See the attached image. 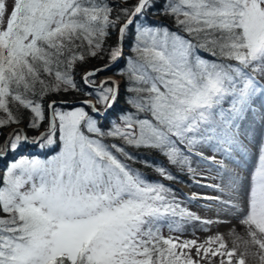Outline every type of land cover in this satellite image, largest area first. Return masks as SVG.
<instances>
[{"label": "snow or ice", "instance_id": "snow-or-ice-1", "mask_svg": "<svg viewBox=\"0 0 264 264\" xmlns=\"http://www.w3.org/2000/svg\"><path fill=\"white\" fill-rule=\"evenodd\" d=\"M0 2V264H233L213 229L264 233V0Z\"/></svg>", "mask_w": 264, "mask_h": 264}, {"label": "bare ground", "instance_id": "bare-ground-1", "mask_svg": "<svg viewBox=\"0 0 264 264\" xmlns=\"http://www.w3.org/2000/svg\"><path fill=\"white\" fill-rule=\"evenodd\" d=\"M193 210L196 208L193 207ZM217 230L224 234L223 239L227 242L228 250H235L233 264H236L238 259H242L243 264H264V236L262 237L258 230L249 228L246 231L235 220L231 225L221 226ZM230 230L234 233L232 236L228 234ZM249 233L254 234L250 235Z\"/></svg>", "mask_w": 264, "mask_h": 264}, {"label": "rangeland", "instance_id": "rangeland-1", "mask_svg": "<svg viewBox=\"0 0 264 264\" xmlns=\"http://www.w3.org/2000/svg\"><path fill=\"white\" fill-rule=\"evenodd\" d=\"M2 6H3L2 5V2H0V7H2ZM0 23H3V19L2 18H0ZM26 151H30V149H27ZM187 180H188V177L186 176L184 181H187ZM172 186L174 188L178 189L179 192H182V193H185V194H191L193 192L199 193V192L207 191V190L200 189V188H196V187H188L184 183H174ZM193 207L196 208L195 206H193ZM195 211H199L201 216H212V215H214V212L216 210L202 212L203 210L200 211V209L196 208ZM215 231H216V229L214 228L213 229V232H215ZM190 233H191V229H189V234H186L184 238H192L191 235H190ZM198 234L201 235V238H203V235L204 234H202V233H198ZM259 234L262 237L264 236V233H261L260 232ZM165 235H167V229H165Z\"/></svg>", "mask_w": 264, "mask_h": 264}, {"label": "trees", "instance_id": "trees-1", "mask_svg": "<svg viewBox=\"0 0 264 264\" xmlns=\"http://www.w3.org/2000/svg\"><path fill=\"white\" fill-rule=\"evenodd\" d=\"M150 19H156V17H150ZM95 63V62H94ZM30 151H36L35 149H30ZM137 167H139V166H137ZM149 178H153V179H155L156 177H155V175H154V173L151 171V170H148V169H141ZM185 177L186 176H182L181 177V179L182 180H185ZM167 183V182H166Z\"/></svg>", "mask_w": 264, "mask_h": 264}]
</instances>
